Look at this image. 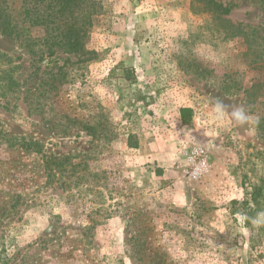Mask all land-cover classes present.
<instances>
[{
    "label": "rangeland",
    "instance_id": "1",
    "mask_svg": "<svg viewBox=\"0 0 264 264\" xmlns=\"http://www.w3.org/2000/svg\"><path fill=\"white\" fill-rule=\"evenodd\" d=\"M207 1L81 0L56 24H83L85 51L50 55L56 0H0V264H264V215L242 205L264 183V103L243 94L264 71ZM214 1L264 44V11Z\"/></svg>",
    "mask_w": 264,
    "mask_h": 264
},
{
    "label": "trees",
    "instance_id": "2",
    "mask_svg": "<svg viewBox=\"0 0 264 264\" xmlns=\"http://www.w3.org/2000/svg\"><path fill=\"white\" fill-rule=\"evenodd\" d=\"M79 1L81 0H56L54 6H48L50 13L46 17V20L48 19V25L45 26V31L48 38H46L45 45L47 46L46 52L50 55L53 54V51L56 48L74 54L79 52L81 54L85 51L84 47L80 43V36H82L81 27L83 24L81 26L77 25L76 21L74 25L66 24L65 29H61L56 24V21L60 20L66 12H68L72 17L74 8H76V10L79 9ZM248 1L256 5L260 10L264 11V0ZM207 3L211 11L218 16V19L223 24L222 31L225 37L240 39L244 44L249 46V50L252 51L251 54L253 58H255L251 61V63H254L255 65L254 70L264 71V44L256 43L258 38L256 30L243 26L242 24H232L230 20L226 19L225 16L230 13V7L215 2L214 0H208ZM5 17L2 18L0 16V33L10 36L12 33H15L16 29L10 26L9 22L5 20ZM37 21L38 20H36V23ZM261 40L264 41L263 38H261ZM254 42L256 43V49L252 50L250 47ZM259 46H261L260 50L257 49ZM131 71L132 70L127 69L124 70L127 80L134 79ZM243 94L247 104H256L260 99H262L261 103H264V81L257 80L249 88L243 90ZM21 148H23L26 152L34 153L35 155L41 153V146L33 140L24 141L23 147ZM247 195L248 199H246V197L242 202V205L244 207L243 213L246 215L245 224L250 226V219L252 217L264 215V183L259 186L253 185L250 194Z\"/></svg>",
    "mask_w": 264,
    "mask_h": 264
},
{
    "label": "clouds",
    "instance_id": "3",
    "mask_svg": "<svg viewBox=\"0 0 264 264\" xmlns=\"http://www.w3.org/2000/svg\"><path fill=\"white\" fill-rule=\"evenodd\" d=\"M227 107L228 106L224 105L219 100L216 102V105H215L216 112L220 117H223L224 115H228L229 119L232 122H234L237 126H244L247 124L255 125V124L259 123V118L250 115L244 106L233 107L230 112L227 110ZM253 131H254V129H253ZM189 135H190V133H189ZM203 165H204V161H201V165L198 166L197 169H194L193 179L197 178L196 173L199 170V168L202 167ZM255 222L257 224H260L264 221H261L258 219Z\"/></svg>",
    "mask_w": 264,
    "mask_h": 264
},
{
    "label": "built area",
    "instance_id": "4",
    "mask_svg": "<svg viewBox=\"0 0 264 264\" xmlns=\"http://www.w3.org/2000/svg\"><path fill=\"white\" fill-rule=\"evenodd\" d=\"M187 160L189 165V174L193 178L194 169H197L201 165V161H204V165L199 168L196 175L197 178L201 177L206 171L208 166L207 153L204 149L199 147L191 148L187 152ZM195 178V179H197Z\"/></svg>",
    "mask_w": 264,
    "mask_h": 264
}]
</instances>
